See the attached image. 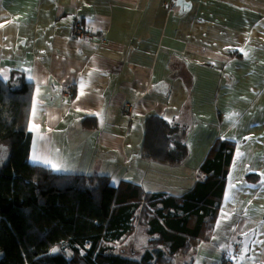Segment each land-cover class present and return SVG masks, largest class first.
<instances>
[{
	"label": "crops",
	"instance_id": "obj_1",
	"mask_svg": "<svg viewBox=\"0 0 264 264\" xmlns=\"http://www.w3.org/2000/svg\"><path fill=\"white\" fill-rule=\"evenodd\" d=\"M75 14L90 38L73 35ZM13 69L33 83L35 165L51 168L38 156L66 169L57 172L157 192L149 170L171 163L140 151L144 121L158 113L187 126L186 177L160 190L182 195L207 177L215 144L234 142L211 233L177 264H226L252 231L233 264H264V0H0V78Z\"/></svg>",
	"mask_w": 264,
	"mask_h": 264
},
{
	"label": "trees",
	"instance_id": "obj_2",
	"mask_svg": "<svg viewBox=\"0 0 264 264\" xmlns=\"http://www.w3.org/2000/svg\"><path fill=\"white\" fill-rule=\"evenodd\" d=\"M32 100L24 70L0 78V144L10 150L0 171V264H177L179 253L211 233L234 142L215 144L201 168L207 177L182 195L129 181L113 186L109 175L61 173L29 161ZM144 130L142 157L171 164L187 158L186 125L151 113Z\"/></svg>",
	"mask_w": 264,
	"mask_h": 264
},
{
	"label": "rangeland",
	"instance_id": "obj_3",
	"mask_svg": "<svg viewBox=\"0 0 264 264\" xmlns=\"http://www.w3.org/2000/svg\"><path fill=\"white\" fill-rule=\"evenodd\" d=\"M8 147H9L8 145L0 144V171L2 170L4 165L8 163V160L10 158V150ZM180 163L183 164L184 161H181L175 164H170V165L167 164L166 167L163 166L162 169L157 172H152L149 170V174L147 175L146 182L158 183V184H150V187H152L151 188L152 190L156 189V190H159L157 192H161L160 190H164V187L173 185V183L176 182L177 179L178 180H182L183 178L185 179L186 172L183 170V167L181 166ZM186 183H187V179H186L185 185ZM170 190L176 191L174 189H170ZM234 244L235 243L233 242L232 246H234ZM240 254L241 252L238 255ZM0 257H1V252H0ZM238 259H239L238 256L234 253L232 261L235 262Z\"/></svg>",
	"mask_w": 264,
	"mask_h": 264
},
{
	"label": "built area",
	"instance_id": "obj_4",
	"mask_svg": "<svg viewBox=\"0 0 264 264\" xmlns=\"http://www.w3.org/2000/svg\"><path fill=\"white\" fill-rule=\"evenodd\" d=\"M74 18H75V21H74L72 31H73V35L75 36V38H78V39H84L86 37L90 38L92 36V33L86 30V28L81 22L80 17L77 14H75ZM61 90H62V93L68 94L73 91V88L71 86H64L61 88ZM124 109L125 111H130L131 105L128 104ZM242 250H243V243H238L235 245V254L238 256V258L241 257V254L240 255L238 254L240 252L242 253ZM226 264H233V261L229 260Z\"/></svg>",
	"mask_w": 264,
	"mask_h": 264
},
{
	"label": "water",
	"instance_id": "obj_5",
	"mask_svg": "<svg viewBox=\"0 0 264 264\" xmlns=\"http://www.w3.org/2000/svg\"><path fill=\"white\" fill-rule=\"evenodd\" d=\"M253 238H254V232L243 236V238H242L243 250L241 253V259H243L245 256H247L249 254ZM54 252L57 253L58 249H57V251H54Z\"/></svg>",
	"mask_w": 264,
	"mask_h": 264
},
{
	"label": "snow or ice",
	"instance_id": "obj_6",
	"mask_svg": "<svg viewBox=\"0 0 264 264\" xmlns=\"http://www.w3.org/2000/svg\"><path fill=\"white\" fill-rule=\"evenodd\" d=\"M241 51H243V49H241ZM246 54V53H245ZM5 79H7V77H4ZM231 118V117H230ZM33 160L36 162H43L44 164L50 166L51 168L60 171V170H66L64 168V166L62 164L59 163H53L51 160H47V159H42L41 157L38 156H34ZM254 186V185H253ZM53 251H57V249H53Z\"/></svg>",
	"mask_w": 264,
	"mask_h": 264
}]
</instances>
